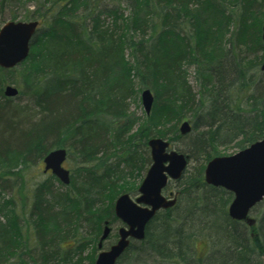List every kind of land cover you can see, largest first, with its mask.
I'll use <instances>...</instances> for the list:
<instances>
[{"label": "trees", "instance_id": "1", "mask_svg": "<svg viewBox=\"0 0 264 264\" xmlns=\"http://www.w3.org/2000/svg\"><path fill=\"white\" fill-rule=\"evenodd\" d=\"M32 1L26 19L39 27L30 52L17 66L0 67V178L60 147L76 155V167L64 190L48 180L35 185L28 206L0 200V264H94L104 221H118L116 197L134 194L143 178L152 137L170 144L189 138L178 150L188 164L176 203L156 213L157 225L146 226L140 243L169 264H257L264 210L252 225L231 219L232 193L206 184L203 171L221 155L219 146L238 151L264 138V83L257 78L264 73V0H125L126 9L120 0ZM7 80L21 84L16 98L4 95ZM135 83L136 106L141 89L153 93L148 115L130 111ZM185 119L191 131L182 135ZM197 158L201 164L188 173ZM183 194L189 204L176 211ZM206 209L217 214L204 217H214L209 227L218 244L199 253L192 227ZM206 222L197 231L203 234ZM138 260L132 240L116 264Z\"/></svg>", "mask_w": 264, "mask_h": 264}, {"label": "water", "instance_id": "2", "mask_svg": "<svg viewBox=\"0 0 264 264\" xmlns=\"http://www.w3.org/2000/svg\"><path fill=\"white\" fill-rule=\"evenodd\" d=\"M38 28L37 20H7L0 26V67L10 69L24 61L29 54L31 40ZM264 42V24L261 27ZM264 71V60L260 65ZM4 95L15 98L17 87L7 84ZM141 104L146 114L150 113L154 100L148 88L141 90ZM191 131L188 120L181 122L179 132L185 135ZM151 164L137 188V195L120 194L114 201V214L123 223L117 230L118 238L107 249H101L103 241L111 232L104 221L102 233L97 242L99 252L94 264H116L129 247L131 240L141 241L145 229L156 212L172 207L176 203L173 192L162 193L169 180H179L188 163V155L171 148L170 142L161 137L147 140ZM67 151L65 148L50 150L43 158V171L48 170L65 185L70 183V173L63 166ZM205 183L220 186L233 193L227 212L231 219L243 220L252 225L251 209L264 199V138L229 155L212 158L204 168Z\"/></svg>", "mask_w": 264, "mask_h": 264}, {"label": "rangeland", "instance_id": "3", "mask_svg": "<svg viewBox=\"0 0 264 264\" xmlns=\"http://www.w3.org/2000/svg\"><path fill=\"white\" fill-rule=\"evenodd\" d=\"M20 1H23L24 4H22V2H19L18 0H11V2H8L4 6L0 7V26L4 22H6L7 20H10L13 16L16 18V20H30L28 18L26 19V13L28 12V10L32 11L34 9L33 1L32 0L31 1L30 0H20ZM117 2H118V0H115V1L114 0H101V4H104L105 6L117 5L116 4ZM120 5H121V7H123V9H126V8H124V7H126V1L125 0H120ZM258 54L264 55L262 50L258 51ZM190 70H192V69H190ZM257 76H258L257 78H259L260 81L262 79L261 82L264 83V73H262V74L260 73ZM189 82H190L191 86L193 87V89L197 90V85L195 84L192 73L189 76ZM6 84H10V85L17 87L18 89H22V86L18 81H15V82L12 81L11 82V80H7ZM141 90L138 92V103H137L138 106H136V83H135L134 97L131 101V106H130V111H132L135 115H136V111L138 112V114H141L142 112H144L143 106L141 104V99H140ZM20 103L22 105H24L25 101L24 100L20 101ZM152 105H153V103H152ZM151 109H152V107H151ZM150 112H151V110H150ZM179 125H180V123H179ZM179 125H178V127H179ZM188 142H189V138L184 137V138H180L177 141L171 143V146L176 150H183L187 147ZM218 150H219L218 153H220L221 155H229V154H233V153L237 152L236 151L237 149L234 148L232 146V144H225L223 146H219ZM148 155L150 158V152L149 151H148ZM75 158H76V155L74 153L69 154L66 157V160L64 161L63 166L69 170L72 168H75L76 167ZM115 162H116L115 160H114V162L112 161V163H115ZM201 162H202L201 158H197V160H191L189 165H188V170H187L188 173L196 171L197 168L199 167V165L201 164ZM150 163H151V159H150V162L146 165L145 169L141 172L142 177L145 175L146 170L149 167ZM120 168L123 169V166L120 165ZM6 178H7L6 180L0 178V200H2V199L3 200L14 199L16 202L17 209H21L24 199H25L24 202H26V205L27 206L29 205L30 199L28 198V196L31 195V191L33 190L34 186L37 185L38 183L42 182V181L48 180V181H50V183L52 185H54V187H59L58 189H60V190H64L67 187H69V186H65L63 184H58L56 179H54L52 177L51 173H49V172L45 173L43 171L42 159H40L36 162H32L31 164H28L27 166H21L17 173L12 174L10 176H7ZM138 180H139V178H138ZM131 186H136V185H131ZM182 187H183V183H182V179L180 178L179 180H176V181L175 180L170 181L167 184V188H166L165 192L167 193L169 190H173L175 192L176 190L182 189ZM202 194H204V193L201 190L197 193V195H199V196H201ZM132 195L135 196V193ZM191 195L195 196L196 193L192 192ZM202 203H203V201H202ZM188 204H189V201H188V199L185 198V196L183 194L181 196V199L178 201L177 209H175V210L176 211H182L183 208H185V206H187ZM227 208H228V206H227ZM263 210H264V203L256 205L251 210L250 216L253 217L254 219H256V221H257L258 218L261 216V213ZM204 214H216V213L208 211L207 209L204 210V212H197L196 220L193 221L195 227H192V229L196 230L195 231V235H196L195 244H196V249L199 253L203 252V250H206V251L209 250L210 251L212 249H215V247H216L215 244H218L217 237L215 236L214 232L212 230H210V227H209L211 219H214V217L213 216L204 217ZM205 219L207 221L205 225H208V228L202 234V231H200V232L197 231L196 227H201V224H202V222H205ZM207 219H210V221H208ZM122 225H123V223L119 219H118V221L112 223L111 233H110L109 237L104 241L103 248L106 249L111 243H113L115 240H117V237L115 235L117 234L118 228ZM148 225L153 227L154 225H157V221H154V222L150 221V223ZM214 230H215L216 234H219V235L223 234V231L219 225ZM71 244H72V241L68 240L66 242H63L62 246L66 245L65 247H68ZM97 252H98V249H97ZM97 252H96V254H97ZM87 253H88V250L84 251L83 255L85 256ZM138 257L140 258V260H138V262L136 261V264H169L165 261L159 260L154 255V253L152 251L146 250L144 245H142L140 243V241L136 240V258H138ZM252 259H253V263L264 264V255H259L256 253V255H254L252 257ZM84 264H87V262H84Z\"/></svg>", "mask_w": 264, "mask_h": 264}, {"label": "flooded vegetation", "instance_id": "4", "mask_svg": "<svg viewBox=\"0 0 264 264\" xmlns=\"http://www.w3.org/2000/svg\"><path fill=\"white\" fill-rule=\"evenodd\" d=\"M48 172H50V171H48ZM211 186H212V185H211ZM213 187H215V186H213ZM216 187H217V186H216ZM166 188H167V185H166V187L163 189V192H164L165 194H167L168 196H169V193H170V192H174L173 190H169V191L166 193V192H165ZM220 188H223V187H220ZM223 189L226 190L225 188H223ZM226 191L232 193V192L229 191V190H226ZM174 194H176V191H175ZM232 198H233V193H232Z\"/></svg>", "mask_w": 264, "mask_h": 264}]
</instances>
